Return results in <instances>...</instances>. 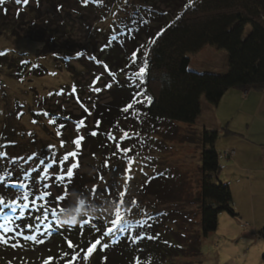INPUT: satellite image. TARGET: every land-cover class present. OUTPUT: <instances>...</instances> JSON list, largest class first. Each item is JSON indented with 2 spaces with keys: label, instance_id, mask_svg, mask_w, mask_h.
I'll use <instances>...</instances> for the list:
<instances>
[{
  "label": "trees",
  "instance_id": "trees-1",
  "mask_svg": "<svg viewBox=\"0 0 264 264\" xmlns=\"http://www.w3.org/2000/svg\"><path fill=\"white\" fill-rule=\"evenodd\" d=\"M72 1L77 8L91 13L100 9L102 0H35L33 6L24 5L21 0L19 8L12 7L13 12L7 0H3L0 7L2 32L8 31L15 38L26 34L32 41L50 49L51 44L58 40L55 33L60 31L53 29L55 23L50 14H42V6L47 4L55 9L61 6V9ZM103 1L101 7L104 8L107 2L109 11L98 14L95 27L105 33L101 53L104 61L101 64L110 74H114L112 68L118 70L114 85L109 89L111 101L94 105L91 122L86 116H75L85 127L86 147L99 162L97 178L109 173L113 165L126 158L127 154L141 152L148 146V140L155 139L166 124L196 125L202 114L204 98L216 107L231 89L254 87L264 91V0ZM135 1L139 2L138 5ZM158 4H164L167 11H160ZM148 6L150 9L146 10ZM107 14L111 17L105 21ZM108 20L113 21L109 27H105ZM248 26L251 30L246 34ZM113 36H116V40L112 39ZM153 40L155 43H152ZM206 46L227 53V73H202L190 68V56ZM146 51L148 66L144 80L140 82L138 72L143 67ZM2 52L4 55H0V62L7 64L8 51ZM55 53L60 54V51ZM16 60L12 58L11 65L16 68L18 78L22 79L28 72L23 66L30 62ZM64 62L70 60L64 59ZM45 75L47 73L43 71L42 76ZM148 97H151V102ZM125 107L128 108L127 112L124 111ZM45 114L62 135L66 130L58 120L66 116L53 114L52 111ZM68 115L74 118L72 114ZM91 132L96 135H91ZM220 135L219 131H202L201 233L197 235L189 230V225L181 227L177 224V231L172 229L171 222H164L170 213L131 220L136 216L130 213L136 207V202L129 203L122 197L112 200L110 193L106 195L100 189L80 183L73 187L71 182H66L65 188L64 184L57 182L58 173L51 178L52 190L46 175L40 172L33 175L26 173L20 169L19 161L10 159L11 146L7 149L8 145H2L8 136L2 138L1 133L0 184L3 187H0V192L15 194L17 201L21 194L27 195L28 199L23 200L27 207L17 210L12 220L5 219L11 215L9 209L0 212V237L7 241L0 242V264H178L176 259L179 258H199L203 240L218 230L222 213L232 218L240 217L235 209L231 186L218 178L222 169L221 156L234 151L218 150L216 144ZM17 177L20 180H16ZM153 180L148 191L154 189L156 196L164 195L163 190L159 191V188H163L159 181L161 179ZM73 188L76 189L71 198L70 190ZM45 192L51 195L39 199L38 196ZM57 195H63L64 199L55 205L50 204L49 201ZM77 195L87 201L88 211L94 215L82 217L75 226L64 224L57 236L44 246L47 243L44 235L52 226L62 223L59 209L71 213L75 206L72 202L75 203ZM169 195L167 193L165 196ZM53 206L57 208V218L51 215ZM45 209L48 211L45 212ZM117 209L123 218L129 220L130 223L126 225L129 231L114 239L104 237L102 233L110 226L107 222L115 216ZM85 221L88 224L82 227ZM56 229L59 230V227ZM260 235L264 237V229ZM97 239L101 240V245L93 248L88 254L89 258L84 260L87 248ZM104 243L108 245L107 248L102 247ZM34 245L41 250L40 254L29 257L21 254L24 249Z\"/></svg>",
  "mask_w": 264,
  "mask_h": 264
},
{
  "label": "rangeland",
  "instance_id": "rangeland-1",
  "mask_svg": "<svg viewBox=\"0 0 264 264\" xmlns=\"http://www.w3.org/2000/svg\"><path fill=\"white\" fill-rule=\"evenodd\" d=\"M22 1L24 5L30 6L36 3L35 0H27V3ZM135 2L138 5L139 2ZM7 3L11 9L19 8L16 0H7ZM103 3L102 0L100 9L91 13L77 8L73 1L67 2L61 9V6L55 9L44 4L42 14H50L55 23L53 29L60 31L55 33L58 40L51 44L50 49L32 41L26 34L15 38L8 31L2 32L0 27V52L7 50L9 61L7 64L0 62V134L2 133V138H5L4 135L8 136V140H3L2 145H8L7 149L11 146L10 159L19 161L20 169L32 175L36 172L46 175L52 190L54 187L51 178L56 177L55 173L63 175L66 183L67 167L76 164L78 166L73 169L74 175L71 178L73 187L80 183L89 188L100 189L106 195L110 193L112 200L122 197L129 203L136 202V207L130 212L136 216L133 215L131 220L152 214L166 216V213H170L164 222H171L172 229L177 231V224L181 227L189 225V230L200 235V173L203 150V128L200 123L166 124L155 139L148 140V146L141 152L127 154L105 176H96L99 162L85 145L84 125L79 122L80 118H75L86 116L91 122L94 105L111 101L109 89L114 85L118 70L112 68L114 74H110L101 64L104 61L101 53L105 33L95 27L98 14L109 11L107 2L104 8L101 7ZM131 4L133 6L134 2ZM158 7L162 12L167 11L164 4H158ZM145 9L149 10L150 7ZM105 17L107 21L111 15L107 14ZM112 21L108 20L105 27H109ZM250 30L248 26L246 34ZM52 50L60 51V54ZM201 51L192 54V58L203 59L205 53L209 52L213 55L212 64L222 67L224 63L219 60L221 57L226 62L227 53L223 50L206 46ZM12 58L18 62H30L23 66L28 72L22 79L18 78L16 68L11 65ZM64 59H69L70 62H64ZM205 59L207 63L208 59ZM43 71L47 75L42 76ZM203 102L208 103L205 98ZM49 111L68 117H60L58 120L66 130L62 135L54 128L50 118L45 116ZM228 113L231 114V109L226 106L223 116L220 114L223 121L218 117V125L223 124L219 130L222 135L227 134L225 128L229 125L224 120L226 115L229 116ZM67 131V134L64 133ZM77 140L80 141L78 146L75 143ZM227 142L228 140H223L220 143L223 145ZM70 153L75 155H69ZM65 156H68L66 161L63 159ZM229 159L221 156L223 164ZM156 178L161 179L159 181L163 188H159V191L163 190L164 195L161 193L156 196L154 189L148 191L151 189L152 179ZM220 178L226 180L229 177L222 172ZM234 179L232 175L230 182ZM16 180H20L19 177ZM75 189L70 190V195ZM233 189L237 202L241 200L245 222L234 221L227 213H222L218 230L202 242L201 256L176 259L178 264H264V237L260 235L264 229V194L261 197L255 193L254 197L248 190L245 192L247 187L243 189L235 184ZM167 193L170 195L165 196ZM174 217L179 221L173 219ZM253 217L257 223L248 221ZM63 226L61 223L51 227V231L44 235L47 242L44 246L57 236ZM40 251L34 245L24 249L21 254L29 257L40 254Z\"/></svg>",
  "mask_w": 264,
  "mask_h": 264
},
{
  "label": "crops",
  "instance_id": "crops-1",
  "mask_svg": "<svg viewBox=\"0 0 264 264\" xmlns=\"http://www.w3.org/2000/svg\"><path fill=\"white\" fill-rule=\"evenodd\" d=\"M202 52V51H201ZM201 54V53H200ZM209 52L205 53L203 59L191 58L190 68L194 71L202 73L225 74L228 71V57L225 60L223 57L219 59L223 62V66L212 64ZM208 59L206 63V59ZM203 60V61H202ZM231 109V114L226 115L225 120L228 123L227 134L220 135L216 146L219 151L234 150L235 154L230 156L226 164H221L222 169L218 174V178L231 186L234 192V184L240 188L246 189L256 197L257 193L262 197L264 194V91L254 87L245 89H231L222 98L218 106H212L208 103H202V114L197 123L202 125L203 129L210 131H219L221 124L218 125L220 114L223 116L224 107ZM219 117V119H218ZM220 121H223L220 119ZM220 132V131H219ZM228 140L227 143L221 145L220 142ZM223 147V148H221ZM222 172L229 178L221 179ZM232 175L234 181L230 182ZM238 183V184H236ZM256 193V195H255ZM234 195L235 209L240 215L239 218H234V221H243V207L241 200L238 203ZM223 217V216H222ZM220 217V219L222 218ZM232 218V217H230ZM256 219H249L254 221ZM257 223V222H255ZM254 223V225H256ZM257 228V226H256Z\"/></svg>",
  "mask_w": 264,
  "mask_h": 264
},
{
  "label": "snow or ice",
  "instance_id": "snow-or-ice-1",
  "mask_svg": "<svg viewBox=\"0 0 264 264\" xmlns=\"http://www.w3.org/2000/svg\"><path fill=\"white\" fill-rule=\"evenodd\" d=\"M21 2V0H16V3L19 4ZM0 3H3V0H0ZM25 3H27V0H25ZM113 40H116V36L112 37ZM152 43H155V41L153 40ZM103 50V49H102ZM0 55H4L3 52H0ZM147 51L144 53V60H143V67H141L139 69L138 75H139V79L140 82H143L144 80V74L146 72L147 66H148V60H147ZM106 87H111V85H106ZM97 91H99V89H97ZM149 102H151V97L147 98ZM124 111L127 112L128 108L125 107ZM46 115V114H45ZM91 135H96L95 132H91ZM75 143L77 144V146L79 145L80 141L77 140L75 141ZM69 155H75V153H70ZM65 161L68 159V156H65L63 158ZM78 165L76 164H72L71 166L67 167L66 169V176L68 178V182H71V178L74 175L73 169L75 167H77ZM57 181L59 183H63L64 187L67 188V183H64L65 181V177L63 175L58 176L57 177ZM59 186V184L57 185ZM0 187H3V184H0ZM22 187H27V185H22ZM45 187H49L48 185H45ZM10 191V189L8 190ZM46 195H51V193L45 192L42 195L38 196L39 199H43L44 196ZM66 195V192H65ZM28 199L27 195L21 194L20 196V200L17 201L15 194L13 195H7V192H0V212H3L5 209H9L11 215H8L5 217V219L7 220H12L15 218L17 210H22L23 208L27 207L26 204H23V200ZM64 199L63 195H57L56 197H54V199L52 201H49L50 204L55 205L56 202L61 201ZM45 212L48 211V209L44 210ZM51 215L53 216V218H57L58 213H57V208L55 206H53L51 209ZM60 212H63L64 209L60 208L59 209ZM45 219H47V216H45ZM110 226H107L104 230V232L102 233V235L104 237L110 238V239H114L116 236L128 232L129 228L126 227V225H128L130 222L128 219H125L122 217L119 209H117L115 216L107 222ZM85 224H88L87 221H85L81 226L83 227ZM49 231H51V229H49ZM27 239H37L36 237H26ZM0 242H7L6 240H4V238L0 237ZM39 242H42V240H40ZM119 242V241H117ZM97 245H101V240L97 239L96 241L92 242L90 244V246L87 248L86 250V254L83 256L84 260H87L89 258L88 254H90L92 252L93 248H96ZM107 244L104 243L102 245L103 248H107Z\"/></svg>",
  "mask_w": 264,
  "mask_h": 264
},
{
  "label": "clouds",
  "instance_id": "clouds-1",
  "mask_svg": "<svg viewBox=\"0 0 264 264\" xmlns=\"http://www.w3.org/2000/svg\"><path fill=\"white\" fill-rule=\"evenodd\" d=\"M94 215L88 211L87 201L77 195L75 206L69 213L66 209L61 213V221L67 226H75L81 222L82 217Z\"/></svg>",
  "mask_w": 264,
  "mask_h": 264
},
{
  "label": "built area",
  "instance_id": "built-area-1",
  "mask_svg": "<svg viewBox=\"0 0 264 264\" xmlns=\"http://www.w3.org/2000/svg\"><path fill=\"white\" fill-rule=\"evenodd\" d=\"M234 154H235L234 151L226 152V153H225V156H226L227 158H229L230 156H232V155H234Z\"/></svg>",
  "mask_w": 264,
  "mask_h": 264
}]
</instances>
